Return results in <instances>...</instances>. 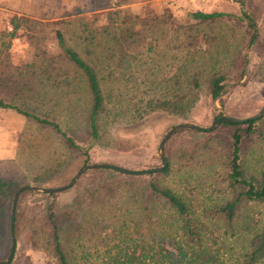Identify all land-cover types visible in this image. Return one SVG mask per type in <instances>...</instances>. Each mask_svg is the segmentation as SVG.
Wrapping results in <instances>:
<instances>
[{
    "label": "rangeland",
    "instance_id": "374dc122",
    "mask_svg": "<svg viewBox=\"0 0 264 264\" xmlns=\"http://www.w3.org/2000/svg\"><path fill=\"white\" fill-rule=\"evenodd\" d=\"M112 1L120 3L125 12H129L130 18L135 13L141 18L140 15L146 11L155 14L157 18L147 26L137 21L139 26L135 23L136 29L146 27L149 30L141 31L144 35H138L139 40L130 47L131 53L137 58L135 62L130 61L134 68L122 69V75L118 73L117 78L111 77L102 81L106 109H110L117 98L133 106L130 102L137 94L165 95L178 89L184 85L182 81H185L189 64L191 70L201 71L203 79L212 69V65L222 71L229 70L230 64L226 61L223 52L225 48L231 51V48L238 43L240 48L242 47L244 37L240 23L216 20L202 24L196 29L199 41L194 47H186L185 44L179 43L175 33L181 29L180 22H187L188 10H224L237 13L238 8H242L247 13L252 12L256 24L258 41L251 42L243 50L248 59L246 67L249 73L245 72L239 79H231L223 86L219 95L211 99V102L220 112L222 110L226 114L238 117L251 115L264 106V79L259 74L264 57V0H239V3L238 0ZM87 8L88 0H0V67H9L11 63H25L36 51L42 49L54 50L56 46L53 30L56 26L64 25L68 42L75 45L72 41H77L75 37L78 29L77 18L82 17L86 20L96 13ZM60 19L66 20L65 23H60ZM190 31L195 33L193 29ZM153 40L158 43L154 44ZM151 41L152 48L146 47L147 42ZM215 48L219 49L220 53L214 56ZM139 50L142 53L146 52V56L136 53ZM79 51L83 53L82 49ZM126 62H128L127 58L122 61V63ZM229 72L231 73V70ZM134 85H138L137 90L132 89ZM16 86L12 82L11 87H0V96L8 101L14 99L12 91ZM38 86L37 89H41L43 85ZM68 89L70 90V86ZM65 90L66 86L56 91V94L57 92L65 94ZM78 95L72 91L68 94V99L58 97L57 105H60V110L56 106L55 114L58 115L61 111L63 116H66L68 111L69 115L75 114L78 111L76 104L80 102L78 99L84 97ZM128 97L129 100L126 101ZM47 105V103L36 104V109L45 110L44 107ZM204 107V105L197 107L192 111L193 116H190L200 121L199 125H208L213 120L204 113ZM1 112L3 111L0 109V177L14 181L10 182L4 192H0V259H4L8 251L9 238L6 237L3 220L7 207H9L7 210L9 217L11 197L15 188L23 183L41 186L66 183L83 163L60 142L57 134L41 126L30 127L32 129L28 133H22L16 143L17 146L11 152L15 159L8 158L11 145L6 140L9 134L1 129V125L6 127L4 121H7L8 117L5 115L4 121H1ZM117 117H119L118 112ZM181 118L182 116L159 112L136 123L133 121L114 123L116 131L114 132L113 129L114 134L105 137L112 146L107 148L96 146L90 152L89 161L110 162L130 168L159 165L161 161L157 155L158 141L171 125L185 121ZM22 120L25 122V119ZM254 123L264 130V122L256 120ZM229 132L228 126H217L207 137L201 133L182 129L172 132L163 143V153L164 146L170 145L175 149L168 172L163 175L138 174L141 178H158L161 183L172 187L182 196L191 212L202 218L204 213H208L205 210L210 203L228 195L224 190L223 177L225 158L230 153L231 147ZM250 136L247 140L248 146L240 157L243 164L253 170L264 166V139L256 133ZM57 164L60 165V170ZM50 165L56 166L52 172L49 171ZM84 170L79 173L73 184L60 189L57 193L60 208L68 205V201L76 196L78 186L87 183L95 172H101L106 176L105 181L129 179L134 182L136 188L137 181L133 180L134 177L126 175L132 173L121 174L92 167ZM122 184L120 185L122 188L117 190L118 198L116 197L115 205L112 204L114 198L105 199V195H101L98 200H92L85 215L80 210L75 214V218L80 223L77 227L80 233L75 230V234L70 237L74 264H82L83 261L91 264H108L111 262V255L118 256L119 261L123 257L121 250L131 251L130 255L136 256L140 244L151 245L152 250L157 249L161 231L174 235L175 220L170 211L155 205L153 211L145 212L137 203L140 199L139 191L126 183ZM41 197L40 193L27 191L18 195V208L20 205L23 212L17 223L15 247L10 264H25V261L31 264L53 262V257L45 247L47 244H44L42 232L37 226L36 213L39 214L37 204H41L44 200ZM237 220L239 222L248 220L251 225L262 224L264 205L250 202L241 206L238 217L232 223L233 233L230 232V227L222 224L220 219L205 220V225L210 230L205 232L201 246L206 247L208 252L205 254L208 256L203 261L200 257L201 261L196 264H238L237 255L242 250L249 232L239 233ZM35 226L37 229H34ZM163 241H167L165 237ZM163 246H167V243Z\"/></svg>",
    "mask_w": 264,
    "mask_h": 264
},
{
    "label": "trees",
    "instance_id": "16d2710c",
    "mask_svg": "<svg viewBox=\"0 0 264 264\" xmlns=\"http://www.w3.org/2000/svg\"><path fill=\"white\" fill-rule=\"evenodd\" d=\"M119 4L112 0H88L87 9L96 13H93L92 17L86 20L82 17L77 18L76 25H78V29L75 36L77 41H72L75 42V45H72L70 41L68 42L65 26H56L53 30L55 49L36 51L28 61H25V63L33 65L38 64L40 68L37 70L30 69L29 71L32 73L38 72L40 77H44L49 82L45 97L41 94L42 99H45H41V103L37 101V94L33 95L34 92L31 93V90L36 93L39 92L41 89L37 88L42 81L38 83L24 81L21 76H18L22 72L21 68L18 69L19 66L0 69V87H11L12 82L17 85L12 91L16 101L14 99L8 101L0 96V106L15 109L26 118L35 121L39 126L50 127L58 135L60 142L74 153L76 159L80 158L81 163L91 159L90 152L96 146L106 148L112 146L109 141H106L105 137L111 136L116 131L114 123L120 124L125 121L136 123L151 114L164 112L182 116V120L200 124V121L190 116H193L192 111L201 105L205 106L203 108L204 113L214 119L220 114V111L213 106L211 99L231 79H239L245 72L249 73L246 67L248 59L243 50L251 42L258 41L252 12L247 13L242 8H238L237 13L224 10H188L186 12L187 22H180L181 29L175 33L179 43L185 44L186 47H194L198 44L199 36L196 29L202 24L216 20L231 21L234 24L240 23L244 37L242 47L240 48L238 43L231 48V51L225 48L223 52L226 61L230 64L229 70H231V73L227 69L222 71L212 65V69L203 79L201 71L199 72L198 69L191 70L189 64L185 81H182L184 85H181L178 89L165 93V95H157V93L137 94L134 96V100L130 102L133 106L123 103V100L117 98L118 100L109 107L110 109L113 108L110 111L105 107L102 81L104 82L111 77L117 78L118 73L122 75V69L133 66L130 61L134 60L135 62L137 58H135V54L131 53L130 47L133 46L132 43L135 44L139 40L138 35H144L141 31L149 30L146 27L136 29L135 23L138 22L147 26L157 18L155 14H151L149 11L143 12L140 15L141 18H138L139 15H136V13L130 18L129 12H125ZM144 19L146 20L143 21ZM65 21L64 19L59 20L60 23H65ZM191 29L195 33H191ZM153 43L157 44L158 42L154 41ZM151 45H153L152 41L147 42L146 47L152 48ZM80 49L83 50L82 54L79 51ZM136 53L146 56V52L142 53L140 50ZM217 53H220V50L215 48L213 50L214 56ZM126 58L128 62L122 63ZM100 71L101 75H99ZM259 74L264 79V57ZM26 84H29V86ZM53 85L55 86L54 90ZM64 86H66L65 94L62 92L56 94V91H60V88L62 89ZM69 86L70 90L68 89ZM57 88L59 90H55ZM132 89L137 90L138 85H134ZM69 91H74L77 95L81 93L78 97L84 96L80 98L82 100L78 99L80 101L76 104L78 105V111L70 115L68 111L66 116L64 115L65 117L62 115V111L56 115L54 112L56 106L60 110V105H57L58 97L67 98L68 94L71 93ZM125 100L128 101L129 97ZM45 103L48 104L44 107L45 110L38 111L36 109V104L44 105ZM117 112L119 117H117ZM73 120L74 122H72ZM256 120L264 122V113L257 118H248L242 122L224 120L216 125V127L228 126L230 128L229 143L231 147L230 153L225 158L223 177L224 190L228 192V195L222 197L219 201L216 200L210 203L205 210L208 213H204L202 218L191 212L182 196L172 187L161 183L158 178H141L140 174H126L134 177L133 180L137 181L135 188L134 182L132 183L129 179L123 181L119 178L115 181L114 179L105 181L106 176L102 175L101 172H95L89 177L87 183L78 186L76 196L72 197L68 201V205H64V208H60L58 205L57 193L60 190L48 192L22 190L19 194L25 191L40 193L41 198L44 199L41 204H37L39 214L36 213V219L37 226L42 232L41 236L44 244H47L45 247L48 248L50 255L53 257L52 264H74L72 262L70 237L75 234V230L80 233L77 228L80 223L75 218V214L80 210L85 215L92 200H98L101 195H105V199L111 200L114 198L112 204L115 205L116 197L118 198L117 190L122 188L120 187L122 183H126L139 191L140 199L136 202L145 212L153 211L155 205L170 211L175 220L174 235L161 231L157 249L152 250L151 245L140 244L136 256L130 255L131 251L120 249L123 255L122 259L118 261V256L111 255V262L108 264H196L201 259L202 261L207 259L208 255L205 253L208 251L205 246H201L205 232L210 230L205 225V220L220 219L222 224L230 227V232L233 233L234 225L232 223L238 217L241 206L250 202H259L264 205V166L250 170L243 164L240 157V154L245 152V148L248 146L247 140L252 133H256L264 139V130L255 125ZM216 127L204 131L180 127L176 131L182 129L192 133H201L207 137ZM174 150L170 145L164 146L166 166L154 172H147V174L157 173L156 175H163L167 173ZM92 168L123 174L120 171L106 167ZM10 182L14 181L0 177V192H4L5 188L9 187ZM18 203L17 198L14 214L15 236L17 234V223L23 212L20 205L18 208ZM8 208L5 209L6 215L3 220L6 226L4 231L6 230L7 238H9L7 228ZM204 216L207 219H204ZM248 220L246 222L237 220V231L239 233L248 231L249 235L246 237V242L236 259L238 264H264V221L260 225H256V223L251 225ZM34 229H37L36 226ZM163 237L167 241L164 242ZM166 243L167 246H163ZM33 245L35 246L34 243ZM5 246H7V243ZM118 253L120 254V252ZM200 257L202 258L200 259ZM12 258L6 264H10ZM25 262V264H31L29 261ZM82 264L91 263L83 261Z\"/></svg>",
    "mask_w": 264,
    "mask_h": 264
},
{
    "label": "water",
    "instance_id": "95a60500",
    "mask_svg": "<svg viewBox=\"0 0 264 264\" xmlns=\"http://www.w3.org/2000/svg\"><path fill=\"white\" fill-rule=\"evenodd\" d=\"M221 90L214 96V98H216L219 95ZM219 109H220V107H219ZM263 113H264V106H262L255 113L248 115L246 117H238V116H234V115H229V114H226L224 111L221 110L220 114L217 115L208 125H199V124H196V123L190 122V121L176 122L173 125H171L168 129H166V131L161 135V137L158 141L157 155L161 161V163L159 165H154V166L144 167V168H130V167H125V166L118 165L115 163H110V162L89 161V162H85V163L81 164L76 169V171L74 172V174L72 175L70 180L67 181L66 183L59 184V185H52V186H41V185H36V184H32V183H23V184L18 185L15 188V190L13 191V194L11 197V203H10V210H9V217H8V232H9L8 251H7L6 257L4 259H0V264H6L11 259V256H12V253H13V250L15 247V232H14L15 204H16L18 195L22 190L28 189V190H32V191H47L48 192V191H55V190H60V189L66 188V187L70 186L71 184H73V182L75 181V179L77 178L79 173H81V171H83L84 169L89 168V167H107V168H111V169L121 171L124 173H132V174L157 171V170L164 168L167 164L166 157L163 153V143H164L165 139L172 132H174L176 129H178L180 127H189L192 129L202 130V131L210 130L213 127H215L220 121L225 120V121H232V122H242L248 118H257V117L261 116Z\"/></svg>",
    "mask_w": 264,
    "mask_h": 264
},
{
    "label": "crops",
    "instance_id": "0c3cea01",
    "mask_svg": "<svg viewBox=\"0 0 264 264\" xmlns=\"http://www.w3.org/2000/svg\"><path fill=\"white\" fill-rule=\"evenodd\" d=\"M10 66H19L18 69L21 68V74H18V76H21L23 78L24 81H27L28 83H38L39 81H42L40 85H43L41 90H39V92H35L33 90H31V93H33V95L37 94V101H41L42 99V95L45 97L46 94V89L49 87V82L45 80V78L40 77L38 72H34L32 73L31 70H37L39 67L38 64H31V63H11ZM9 66V67H10ZM7 67V66H5ZM4 67H0V69H3ZM29 86V84H26ZM55 86L53 85V90H54ZM55 90H59L58 88ZM16 91V89H15ZM54 92V91H53ZM14 97V96H13ZM45 100V99H42ZM14 101L15 97H14ZM0 109L3 111L2 113V117H1V121H4V117L5 115L8 117L6 122V127L1 125V129L3 130V132H6L9 134L8 139L6 140V142L10 143L11 145V151L10 153H8L9 155L7 156L8 158H14L12 155V150L16 145V143L18 142V140L20 139V136L22 133H28L31 129L30 127L34 126H39L37 123H35V121H33L32 119H28L26 118L24 115H22L21 113H19L18 111H16L15 109L11 108V107H3L0 106ZM22 119H25V122H23ZM28 125H32V126H28ZM43 129H51L48 126H41ZM52 130V129H51ZM53 131V130H52ZM6 157V158H7ZM15 159V158H14ZM58 165V164H57ZM49 171H53V168H56V166H49ZM58 169L60 170V165L57 166Z\"/></svg>",
    "mask_w": 264,
    "mask_h": 264
}]
</instances>
